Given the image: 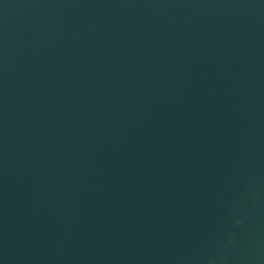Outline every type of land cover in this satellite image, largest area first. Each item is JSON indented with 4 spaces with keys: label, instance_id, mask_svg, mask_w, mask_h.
Returning a JSON list of instances; mask_svg holds the SVG:
<instances>
[{
    "label": "water",
    "instance_id": "1",
    "mask_svg": "<svg viewBox=\"0 0 264 264\" xmlns=\"http://www.w3.org/2000/svg\"><path fill=\"white\" fill-rule=\"evenodd\" d=\"M0 264H264V0H0Z\"/></svg>",
    "mask_w": 264,
    "mask_h": 264
}]
</instances>
